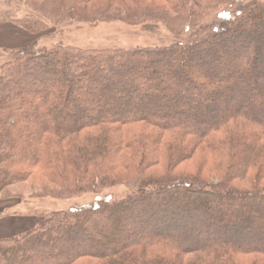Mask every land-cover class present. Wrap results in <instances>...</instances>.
I'll return each mask as SVG.
<instances>
[{
  "label": "trees",
  "instance_id": "obj_1",
  "mask_svg": "<svg viewBox=\"0 0 264 264\" xmlns=\"http://www.w3.org/2000/svg\"><path fill=\"white\" fill-rule=\"evenodd\" d=\"M40 1H47V6L34 8V13L16 19V24L40 33L68 21L144 26L163 22L180 33L205 27L208 12V5L198 0H163L172 8L171 16L143 7L132 9L126 0H118L119 7L128 8L126 15L100 9L86 16L79 8L93 0ZM236 2L221 23L189 43L105 49L62 44L37 48L34 43L18 48L13 60L0 65V191L37 170L60 186V196L88 191L97 196L77 207L40 212L29 230L1 238L0 264H54L58 260L57 264H76L82 257L99 260L97 264H247L239 259L246 256L253 257L248 264H264V208L251 223L246 210L252 206L242 202L247 192L229 184L232 178L247 176L249 170L264 175V88L244 80L249 73H258L264 84V4ZM28 5L33 7L35 2ZM244 64L247 69L246 64L250 65L245 72L241 71ZM225 69L229 74L223 77L220 73ZM193 70L212 86L221 84L205 90V79ZM146 83L159 92L148 93L143 89ZM173 86L186 92H164ZM192 90L200 98L192 97ZM25 91L32 93L24 95ZM250 91L260 94L258 109L245 108ZM135 98L142 103L125 115ZM195 98L204 100L195 113L190 108L185 114L178 109ZM170 115L181 117L168 120ZM202 121L208 126L200 128ZM140 122L163 133L178 130L195 136L197 145L188 154L208 150L214 158L213 171L226 172L221 182L197 187L191 179L193 185L184 186L171 180L176 177L170 171L163 178L169 182L148 179L144 169L157 162L154 144H150L159 136L145 130L115 135L122 126ZM171 147L175 151L172 160L188 155L182 152L187 146L180 142ZM120 152L137 155V161L122 159ZM117 156L125 169L132 166L136 173L128 182L132 192L119 198L102 195L103 189L118 184L112 174ZM195 188L216 194L218 208L194 200ZM244 197L261 206L264 192ZM241 207L246 210L242 212ZM121 221L122 228L118 226ZM111 225L117 226L119 236L98 239ZM197 238L199 244L194 241ZM155 246L161 247L149 250ZM135 247L142 249L140 257L123 252ZM164 248L174 253L165 254Z\"/></svg>",
  "mask_w": 264,
  "mask_h": 264
},
{
  "label": "rangeland",
  "instance_id": "obj_2",
  "mask_svg": "<svg viewBox=\"0 0 264 264\" xmlns=\"http://www.w3.org/2000/svg\"><path fill=\"white\" fill-rule=\"evenodd\" d=\"M35 2V5L31 7L28 5L29 3ZM118 0H93L92 2L82 6L79 8L80 14H84L86 16L96 15L102 10H108L112 14H117L124 16L128 12V8H121L119 5L116 4ZM128 5L132 9H139L143 7V9L150 13L162 14V15H174L172 8L166 4L163 0H126ZM203 6L208 5V12L204 15L205 20V27H196L193 29H189L187 31H182L176 33L174 30L168 27L165 23H148L146 26L143 24L137 25H130L128 23L122 21H109V22H98V23H77L73 21L64 22L57 26H48L45 30L40 33H32L28 30L24 29L22 26L16 24V19H19L23 16H26L29 13H34L33 9H44L47 6V1H40V0H0V25L6 23V21H10L11 23L15 24L16 27L21 29V31L26 35V37H21L19 44H22L18 47H11L5 48L0 47V65H3L11 60L16 56L17 49L23 46L31 45L36 43L35 47H46L51 48L55 45L62 44V45H71L74 47H80L84 49L89 48H133V47H160L164 48L174 43H189L195 41L197 37H201L203 34L205 35L208 30L214 27L216 23H221V21L225 18L226 15L231 13L232 9L238 4L236 0H198ZM264 4V0H258ZM131 9V10H132ZM261 15L264 16V9L261 10ZM26 32V33H25ZM10 34L7 32L0 33V42L10 41ZM175 55H177L175 53ZM184 56V55H183ZM248 59V58H247ZM139 62V61H137ZM171 62V61H170ZM169 61L167 60V62ZM247 66L242 67L241 71L249 70ZM240 69L239 66L234 69ZM247 69V70H246ZM197 74V70H193ZM212 71L208 70L207 73ZM227 69L221 71V75L227 76L229 73ZM206 73V75H207ZM214 73V71H213ZM218 74V71H217ZM198 77L201 79H205L206 84L204 89L209 88H217L219 84H215V86L209 82L207 77L203 75L197 74ZM173 77V76H171ZM233 80V79H232ZM244 80L247 82H254L257 83V87H263L264 84L260 82L257 74H248L244 77ZM259 81V82H258ZM144 87V86H143ZM148 93L156 94L159 91L153 87L149 88V84H145V87ZM173 89V90H172ZM173 91H178L181 94L185 93L186 90L181 92V89H177L176 86L173 88H169L167 91L168 95H172ZM190 91V90H189ZM32 92L25 91L23 92L24 95L31 94ZM197 93V94H196ZM250 94L249 98L244 102L245 108L249 109H258L261 106V97L260 94L255 91L247 92ZM196 94V95H194ZM192 97L200 98L198 92L194 90L191 91ZM248 95V94H247ZM212 98V97H211ZM141 99L135 98L133 108L127 112L125 115H130L132 110H135L134 107L140 105ZM204 102L203 99H192V103L188 104H181L180 108H178L183 114L185 111H189L187 108H190L189 112L195 113L197 107H200ZM79 103L78 107H83L87 104ZM226 103H230L233 105L234 102H230V100H226ZM225 103V104H226ZM201 104V105H200ZM224 104V105H225ZM244 106V105H243ZM242 106V107H243ZM76 108V109H77ZM224 108H220V112H223ZM73 112L80 113V110H72ZM109 114V112H106ZM148 114V111H145ZM152 113V112H151ZM181 113V115H182ZM62 114H65V111H62ZM153 117H158L157 114L152 113ZM172 116V117H171ZM178 116L170 115L167 119L174 120ZM179 116L178 118H180ZM193 120V119H192ZM201 127L204 128L208 126L205 121L201 122ZM123 127V128H122ZM120 128L121 131H116L115 135L119 138L124 136L125 134H132L137 133L139 131L145 130L148 132L155 133V136H159V138L154 141L155 143H151L152 146L154 144V151L153 155L157 161L153 166L147 167L144 169L145 176L149 179H157L159 181H170L163 179L166 174H169L173 177L171 180L179 182L182 185L188 186L189 183L193 185L191 179H194V182H197L195 186L199 187V185H203L207 183L216 184L217 182H221V177L224 176L226 172L220 171H213L211 168L214 164L213 155L208 152L205 148L197 149V151L190 155L188 152L191 151L194 145H197L195 136L182 134L178 130H174L172 132H160L158 129L148 126L145 123H135L128 126H122ZM118 130V129H117ZM158 142V143H157ZM180 142L181 145H186L187 148L183 150V153H187L188 155L185 156H178L176 160H172V155L175 154V151L171 147L173 143ZM127 150V149H126ZM128 151V150H127ZM193 152V151H192ZM129 153V152H127ZM119 155L122 159L129 160L131 158L137 161L135 158L137 155L133 157L130 154H122L121 152ZM118 155V156H119ZM115 157V161L117 163H112L114 165L115 170L112 169V174L114 177L118 178L116 185L107 187L103 189L102 195L112 194L115 198L124 197L130 192L132 189L128 187V182L135 176V169L134 167H123V161H119V157ZM140 157V156H138ZM217 158L216 156H214ZM219 157V156H218ZM129 158V159H128ZM174 159V158H173ZM139 161V160H138ZM229 162V160H228ZM227 162V165H228ZM172 164V165H171ZM116 166V167H115ZM8 167V166H7ZM10 168V167H9ZM11 170V169H10ZM244 175V174H243ZM241 176L240 178L231 179L229 184L232 188L237 191L242 190V192H247L246 195L255 194L258 191L264 192V175L258 176V170H249L247 176ZM186 177V178H185ZM66 178L68 182L71 183L72 178H70L69 173L66 174ZM60 186L54 182L49 181L44 177L40 172L34 170L29 177L24 180L13 182L11 185H8L5 189L0 191V239L11 236L13 234H18L25 232L31 228L34 223L38 219V214L40 212H47L53 210H66L69 208L80 206L84 203H90L97 198L91 191L84 192L75 196H67L65 194L58 195L60 192ZM203 187V186H202ZM196 190V188H195ZM204 190V189H203ZM244 190V191H243ZM239 194V192H235ZM194 200L197 201H207L212 209L218 208L220 202H217V195L214 193L203 192L201 189L192 192ZM242 195L243 199L242 202H246L250 204L252 207H249L246 210L244 207H241V211H247V218L252 222L256 220V214L263 211L264 208V201H261V206L258 204L254 205L250 202L249 198H246ZM225 198H221V201H224ZM222 201V202H223ZM224 202H227L225 199ZM243 205V204H241ZM251 216L253 218H251ZM124 225V221L118 223V226ZM125 226V225H124ZM110 230L106 229V232H102L99 234L98 239L102 240L104 236L107 237H114L119 236V229L117 226L114 225L110 226ZM113 227V228H112ZM88 233L90 232L87 230ZM175 232V231H174ZM193 235V234H192ZM194 236V235H193ZM218 237V236H216ZM225 237V236H224ZM220 239V237H218ZM222 238V237H221ZM200 238L195 239V242L200 243ZM223 240V238H222ZM98 244V243H97ZM104 242L101 244L102 246ZM56 246V244H54ZM158 246V245H156ZM154 247L149 249L150 251L156 249L155 251L159 250V247ZM128 251L124 250L125 253H130L133 257H140L143 253L142 249L139 247L129 248ZM163 252L166 254H172L170 250L164 248ZM122 253V252H121ZM259 257V256H257ZM187 259L189 257H186ZM241 262H247V264L253 259L252 256H246L239 258ZM58 261H54V264H57ZM99 260L94 258L82 257L76 264H97Z\"/></svg>",
  "mask_w": 264,
  "mask_h": 264
},
{
  "label": "crops",
  "instance_id": "obj_3",
  "mask_svg": "<svg viewBox=\"0 0 264 264\" xmlns=\"http://www.w3.org/2000/svg\"><path fill=\"white\" fill-rule=\"evenodd\" d=\"M2 32H7L10 34L11 38L10 41L8 39V41L0 42V47L15 48L21 46L22 44H19L21 37H26V35L23 33L24 31L22 32L21 29L16 27L15 24L11 23L10 21H6V23L0 25V33Z\"/></svg>",
  "mask_w": 264,
  "mask_h": 264
}]
</instances>
